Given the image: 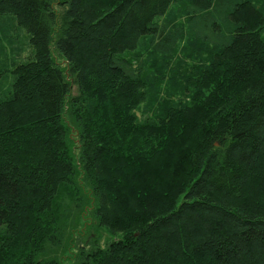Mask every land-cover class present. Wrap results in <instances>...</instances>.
<instances>
[{
  "label": "trees",
  "instance_id": "trees-1",
  "mask_svg": "<svg viewBox=\"0 0 264 264\" xmlns=\"http://www.w3.org/2000/svg\"><path fill=\"white\" fill-rule=\"evenodd\" d=\"M0 20L31 49L0 65V264H65L67 239L73 264H264L263 3L0 0Z\"/></svg>",
  "mask_w": 264,
  "mask_h": 264
},
{
  "label": "rangeland",
  "instance_id": "rangeland-1",
  "mask_svg": "<svg viewBox=\"0 0 264 264\" xmlns=\"http://www.w3.org/2000/svg\"><path fill=\"white\" fill-rule=\"evenodd\" d=\"M81 2L85 3V4H90V3H92V0H81ZM258 2L259 3H263V6H264V0H258ZM7 24H8L7 20H0V65H4L7 68H9L11 66V64H13L15 62H23L24 60L28 59L30 54H31V49L28 46L27 40H25L26 38L23 35V33L20 32V34H21V36H20V34L18 33V31L16 29L9 28ZM263 38H264V33H263ZM186 42H187V40H184L181 43V47L182 46L190 47L189 46L190 43H188L186 45ZM193 49H194V47H193ZM77 53H78L79 56H83L86 59L88 57V52H86V50H84V49L83 50L82 49L78 50ZM183 55L185 56L186 53L183 54L182 49L179 50L178 58H183L184 59ZM58 60H60V58H58ZM5 74H9V73H5ZM10 80H11L10 77H8L7 81H4V83L2 84V85H6L4 90H6L8 88V84H10ZM93 86H95V85H93ZM164 86H166V88H169V84L168 83H165L163 85V87ZM4 90L2 88H0V95L5 93ZM7 91H8V89H7ZM104 92L107 93L108 91L105 90ZM142 108L143 107H141L137 111V115L140 118L143 117V114L141 112H139ZM92 124L93 125H92L91 128L94 127V123H92ZM35 132L41 133V136H45L46 135L41 130L37 129V130L30 131L28 133L26 132V135H24V136H25V138L26 137L30 138V137L34 136ZM96 145H98V143H96ZM99 156H100V160L104 161L105 163L106 162L108 163L110 161V157H109L108 154L103 153V154H100ZM119 170L122 171V168H120ZM126 174H130V173H126ZM103 187H104V185H103ZM121 202L124 203V204H129L126 201H124V202L121 201ZM66 237H64L62 239L63 242L65 241ZM109 240H110L109 236L105 232L100 233L99 246L102 247V248H106L107 245H108ZM81 243H82L81 241L78 242L79 246L81 245ZM62 247H63V252L66 253V254H64L65 255L64 259L66 260L65 264H73V260L76 257L75 254L77 253V250H75L76 246L70 245L69 239H67L64 242Z\"/></svg>",
  "mask_w": 264,
  "mask_h": 264
}]
</instances>
